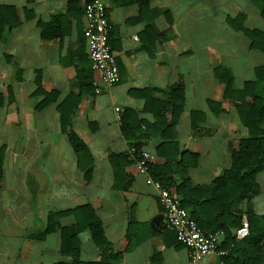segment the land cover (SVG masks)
Returning <instances> with one entry per match:
<instances>
[{
	"label": "crops",
	"instance_id": "crops-1",
	"mask_svg": "<svg viewBox=\"0 0 264 264\" xmlns=\"http://www.w3.org/2000/svg\"><path fill=\"white\" fill-rule=\"evenodd\" d=\"M87 1L0 0L19 18L0 39V148L5 149L0 264L69 260L60 253L59 229L44 238L35 234L47 227L49 212L85 203L96 210L113 252L121 255L114 264H189L187 249L165 227L157 189L139 171L130 150L140 142L142 149L156 154L153 165L166 163L158 147L169 138L151 126L163 114L159 103L168 101L170 87L182 82L183 110L178 116L172 109L164 114L168 123L177 117L168 133L186 155L192 185L212 186L231 168L233 152L248 130L234 104L224 101L225 85L215 69H230L236 89L256 80L255 68L264 64V53L251 47L232 20L243 14L246 27L264 30L261 8L256 0H108L110 43L121 80L96 92L99 72L92 67L90 78L84 70L91 63L84 35ZM39 88L57 95L43 108L37 107L45 97ZM62 101L66 110H73V127L92 155L90 179L63 130ZM116 106L123 108L120 119ZM125 115L135 126L138 120L146 122L138 140L125 138ZM112 155L123 157L113 162ZM257 182L260 191L253 208L264 216V169ZM170 189L181 199L175 187ZM246 207L240 205L242 211ZM60 223L73 226L76 220L65 214ZM79 237V259L99 260L102 252L90 230H81ZM261 248L235 239L221 246L225 253L208 254L201 264H258L264 241Z\"/></svg>",
	"mask_w": 264,
	"mask_h": 264
},
{
	"label": "trees",
	"instance_id": "trees-1",
	"mask_svg": "<svg viewBox=\"0 0 264 264\" xmlns=\"http://www.w3.org/2000/svg\"><path fill=\"white\" fill-rule=\"evenodd\" d=\"M256 2L261 8V15L264 18V0H256ZM244 18L243 14L235 17L232 20L234 26L241 29L250 39L252 48L259 49L264 53V30L246 27ZM18 22L19 18L13 7L0 5V39L8 31L9 26ZM84 70L86 73L89 71V76L92 78L91 63L90 67ZM215 74L225 85L224 101L227 105L234 104L241 122L248 130V134L239 139L238 148L233 152L231 168L217 176L212 186L195 187L192 185L187 173L186 155H182L174 135L168 133L174 128L177 117L173 119L172 123H168L164 114L172 109L178 116L183 110L184 85L179 82L170 87L168 101L159 103L163 114L151 126L162 137L169 138V140L158 147V153L166 158V163L163 166L151 164L150 171L153 178L160 180L166 187H175L178 194L181 195L183 206L189 210L201 228L208 229L207 231L223 230L226 243L236 239L233 230L240 226L245 214L250 225V235L245 239L252 242L258 251H261V243L264 241V216H259L254 212L253 202L260 191L257 173L264 169V64L255 68L256 80L245 82L241 89L234 87V75L230 69L218 66L215 69ZM78 76L80 80L86 77L82 70L78 72ZM37 92L45 94L44 99L37 105L38 108H43L54 101L57 96L54 91L45 93L40 88ZM211 105L219 106L220 104L211 102ZM58 110L61 114L63 130L68 134L75 148L79 166L85 170L86 178L90 179L93 158L88 146L73 127L71 120L73 110H66V102L63 103V101L58 105ZM126 116L122 119L124 136L129 141L138 140L142 137L138 134L140 125L146 122L138 120V124L135 126ZM146 126L148 127L147 124ZM192 128L193 130L197 129L194 125ZM140 144V142L134 143L137 152L143 150ZM4 153L5 149L0 148V190L2 188ZM122 157L112 155V161L116 162ZM179 157H181L180 160ZM133 160L137 161L135 157ZM116 169L118 176L120 172H118L117 166ZM217 191L220 192L217 193ZM242 203L247 206L245 211L240 209ZM65 214H73L76 220L73 226L61 225L60 217ZM58 229L61 233L60 253L69 260L59 261L56 264H114L121 257L120 254L113 252L112 244L105 235L103 222L90 203L79 204L69 210L49 212L47 227L35 235L44 238L48 233ZM85 229L90 230L95 243L101 249L102 256L99 260L82 261L79 259L81 251L79 232ZM225 242L222 243L223 246ZM260 257L258 264H264V256Z\"/></svg>",
	"mask_w": 264,
	"mask_h": 264
},
{
	"label": "built area",
	"instance_id": "built-area-1",
	"mask_svg": "<svg viewBox=\"0 0 264 264\" xmlns=\"http://www.w3.org/2000/svg\"><path fill=\"white\" fill-rule=\"evenodd\" d=\"M108 0H88L84 6L85 28L84 35L88 42V58L99 77L94 81L95 91L100 92L103 87H112L120 82L121 75L115 51L110 43L112 24L109 19ZM119 119L123 108L116 106ZM131 156L136 158L140 172L147 173V182L158 191V199L165 216V227L175 233L176 238L185 246L189 264H201L202 259L211 253H225L221 249L225 232L221 229L207 231L202 229L189 210L185 208L179 196L160 180L150 174V165L157 158L154 152L143 149L137 152L130 150ZM237 240L250 235V225L244 217L240 226L233 230Z\"/></svg>",
	"mask_w": 264,
	"mask_h": 264
}]
</instances>
